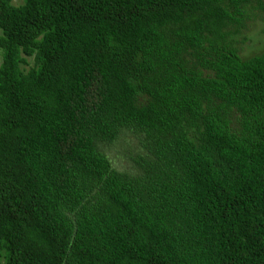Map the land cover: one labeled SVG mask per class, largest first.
Wrapping results in <instances>:
<instances>
[{
    "label": "trees",
    "instance_id": "obj_1",
    "mask_svg": "<svg viewBox=\"0 0 264 264\" xmlns=\"http://www.w3.org/2000/svg\"><path fill=\"white\" fill-rule=\"evenodd\" d=\"M257 16L0 0V264H264V51L232 40Z\"/></svg>",
    "mask_w": 264,
    "mask_h": 264
},
{
    "label": "rangeland",
    "instance_id": "obj_2",
    "mask_svg": "<svg viewBox=\"0 0 264 264\" xmlns=\"http://www.w3.org/2000/svg\"><path fill=\"white\" fill-rule=\"evenodd\" d=\"M13 4H18L21 0H11ZM263 18V17H262ZM264 18L259 19L257 16L247 22V27L242 29L237 35L232 36L235 46L238 48V53L241 57H248L264 51ZM114 150V149H112ZM116 155V157H113ZM111 159L114 165H119L125 162L126 156L124 153L116 150L111 153Z\"/></svg>",
    "mask_w": 264,
    "mask_h": 264
}]
</instances>
